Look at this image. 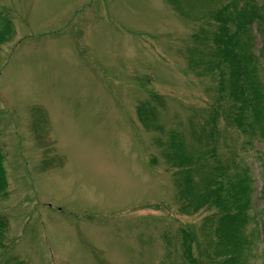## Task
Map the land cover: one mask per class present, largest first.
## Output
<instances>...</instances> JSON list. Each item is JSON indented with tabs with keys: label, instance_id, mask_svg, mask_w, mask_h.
I'll return each instance as SVG.
<instances>
[{
	"label": "rangeland",
	"instance_id": "rangeland-1",
	"mask_svg": "<svg viewBox=\"0 0 264 264\" xmlns=\"http://www.w3.org/2000/svg\"><path fill=\"white\" fill-rule=\"evenodd\" d=\"M232 1L0 0V264H186L182 231L195 264H264V142L217 55Z\"/></svg>",
	"mask_w": 264,
	"mask_h": 264
},
{
	"label": "trees",
	"instance_id": "trees-1",
	"mask_svg": "<svg viewBox=\"0 0 264 264\" xmlns=\"http://www.w3.org/2000/svg\"><path fill=\"white\" fill-rule=\"evenodd\" d=\"M258 7L255 6L251 0H233L230 3V7L225 9L223 12V18L221 14L219 15L222 25H220L219 33L217 35L218 49L217 55H219V63L224 64L223 66L227 68L229 83V94L231 98L237 103V112L235 114L234 120L237 123L238 128L242 133L258 136L260 140L264 142V126H263V112H264V90L262 81L256 78L255 57H258L254 52H249V45L253 40L251 34V26L253 22L257 23L260 27L262 24V16L260 14ZM231 27L234 29L231 30ZM10 28L5 24L4 30L0 32V43L4 41V38L9 34ZM264 51V49H263ZM262 53V51H261ZM218 63V76L221 79L222 74L220 72V66ZM222 80V79H221ZM248 90V93L245 91ZM251 101L254 106V125L250 126L245 121V104ZM183 164L184 162H180ZM249 180L245 177L238 180L236 186L230 184L229 190L233 191L235 187V192L233 200L240 202L243 200V205H239V215L248 204L249 200ZM217 188L213 191L216 198V203L219 204V191L222 189L223 185L221 181H217ZM7 188V180L5 176V170L3 167V154L0 149V193L4 195ZM237 188V189H236ZM245 199V200H244ZM242 217V215H241ZM236 222V217L228 214L223 215L220 232H224L226 229H234ZM235 231V230H234ZM219 232V230H218ZM182 247L183 256L186 264H195V260L191 255V237L186 231H182ZM264 236V235H263ZM238 243V242H237ZM238 248V245H237ZM243 246L238 249L241 250ZM236 250L235 255H232L227 263L234 264L237 260ZM220 252L224 250L220 249Z\"/></svg>",
	"mask_w": 264,
	"mask_h": 264
}]
</instances>
